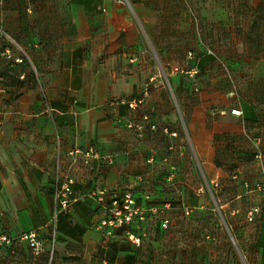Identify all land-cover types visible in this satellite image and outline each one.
I'll list each match as a JSON object with an SVG mask.
<instances>
[{"label": "crops", "instance_id": "0c3cea01", "mask_svg": "<svg viewBox=\"0 0 264 264\" xmlns=\"http://www.w3.org/2000/svg\"><path fill=\"white\" fill-rule=\"evenodd\" d=\"M16 47L24 49L35 77L31 71L25 80V73L18 75L20 79L14 77ZM144 51V37L122 1H0V234L17 236L35 230L41 241H49L56 178L69 177L73 201L67 212L57 215L54 225L56 264H264V198L242 186V181L259 178L252 158L254 138L259 136L264 144L259 110L250 103L240 104L241 116L230 114L228 123L222 122L223 117L216 122L219 133L243 132L239 154L248 155L242 149L250 154L249 162L238 160L235 168L229 164L222 169L208 162V180L214 183L221 178L225 186L220 192L227 197L202 189L175 195L178 202L166 199L177 192L140 194L141 202L149 197L159 207L160 216L169 215L167 236H161L160 217L152 237L149 232L145 237L144 221L140 223L143 230L137 231L138 240L126 236L123 227L108 235L99 226L105 212L99 193L104 190L109 200L122 176L117 172L114 177V166L97 171L99 157L90 169L81 155L68 151L75 147L97 151L91 141L104 137L109 148L119 136L134 149L120 123L130 119L125 101L144 87L138 71L146 62ZM37 69L40 93L53 111L54 127L47 111H15L5 106L11 96L7 89L32 86L34 78L38 80ZM246 127L256 133H245ZM157 136L145 132L135 149L144 151L149 138ZM176 209L180 213H174ZM213 211L225 218L243 260L225 239L208 229Z\"/></svg>", "mask_w": 264, "mask_h": 264}, {"label": "rangeland", "instance_id": "374dc122", "mask_svg": "<svg viewBox=\"0 0 264 264\" xmlns=\"http://www.w3.org/2000/svg\"><path fill=\"white\" fill-rule=\"evenodd\" d=\"M110 1H122L135 29L144 37L146 62L138 71L143 76L147 97L143 106L130 111L126 124L120 123L132 138L129 139L133 150L125 146L121 136L109 148L105 137L91 141L97 145L99 153L97 171H104L109 165L116 167L114 177L117 172L122 176V183L109 194L129 190L139 197L143 193L169 195V192H177L166 198L174 202L179 200L175 195L190 189H202L210 195L218 191V196L221 195L225 184L221 178L214 183L208 180V162L222 169L229 164L235 168L238 160L249 162L250 154L243 149L241 152L248 155L239 154L238 142L244 139L243 132L216 131L219 117L228 123L231 109L240 107L241 103H250L259 110L261 125H264V0ZM129 1H137V4L131 5ZM119 35H124L122 29ZM187 51L200 60L193 77L174 70L175 66L191 67L192 62L185 63ZM14 53L18 58L11 66L16 73L14 77L25 73V80L28 71L35 77L24 49L16 47ZM36 73L38 80L33 77L32 86L7 89L11 94L5 104L7 109L37 110L47 114L46 102L40 93V70ZM140 114H145L147 119ZM50 122L54 127L52 119ZM129 122L131 127H128ZM138 124L144 126L146 133L149 125L154 124L156 129L152 133L158 134L149 138L144 151L135 149L136 143L143 138L136 134ZM245 133L256 132L246 127ZM53 153L55 158L58 152L55 149ZM225 197L227 195H221L222 199ZM174 213H180L179 209ZM213 213L208 229L216 238L225 239L243 260L225 218L218 211ZM159 214H147L145 237L148 232L149 237L154 235ZM134 230L143 229L138 225ZM168 234L169 228L161 236ZM55 236L52 219L49 241H42V251L35 254L26 242L16 240L13 245L0 249V264H56Z\"/></svg>", "mask_w": 264, "mask_h": 264}, {"label": "built area", "instance_id": "2783aa9c", "mask_svg": "<svg viewBox=\"0 0 264 264\" xmlns=\"http://www.w3.org/2000/svg\"><path fill=\"white\" fill-rule=\"evenodd\" d=\"M1 1V0H0ZM196 57L191 51H187L185 56V63L192 62L190 68H185L184 66H175L174 70L179 73L188 74L193 77L197 71ZM153 80V77L150 79ZM197 90V89H195ZM147 97V88L144 89L136 95L134 98L125 101L130 110H135L138 107H141L145 103ZM45 99V98H44ZM47 112L53 120V111L47 105L45 99ZM231 115L241 116L242 111L239 108H233L230 110ZM143 119H147V116L144 114ZM132 124L129 122L128 127H131ZM155 125L151 124L148 127V130L154 131ZM136 134L140 137H143L145 134V129L142 124L136 126ZM69 155L79 154L83 157V163L90 169L94 168V159L98 158L97 151L92 148L83 150L81 148H73L68 151ZM252 158L257 168L259 178L253 182L242 181V186L246 192H258L264 198V144H262V139L258 136L254 138V146ZM72 179L65 177L60 181V177L57 176L55 186H54V195H55V208L53 211L54 225L56 217L59 213L67 212L70 209L71 203L73 201L72 197ZM106 192L104 190L100 191L98 201L104 204L105 214L99 222L101 228H105L108 235H112L116 228L123 227L124 233L126 236L138 240L140 236L132 234L130 227L138 226L142 223L147 214L157 215L159 214V207L152 203L149 197H145L146 202L139 203L136 199V196L129 190L123 191L119 194H114L109 197V200L105 198ZM170 225V219L166 216H160L159 218V227L161 230H166ZM232 238V237H231ZM16 240L26 242L31 249H33L35 254H38L43 250L42 241L35 230H30L27 232H22L17 236H9L6 233L0 234V249L5 246H11ZM233 240V238H232Z\"/></svg>", "mask_w": 264, "mask_h": 264}, {"label": "trees", "instance_id": "16d2710c", "mask_svg": "<svg viewBox=\"0 0 264 264\" xmlns=\"http://www.w3.org/2000/svg\"><path fill=\"white\" fill-rule=\"evenodd\" d=\"M81 1H82V0H81ZM199 63H200V60L197 59V60H196V64H197V66L199 65ZM136 199H137V201H138L139 203H141V201L139 200V198L136 197ZM151 201H152V200H151ZM144 202H146V201L144 200ZM134 227H136V226L130 227V231L132 232V234L140 236V235L138 234V232H137L136 230H134ZM136 232H137V233H136Z\"/></svg>", "mask_w": 264, "mask_h": 264}]
</instances>
